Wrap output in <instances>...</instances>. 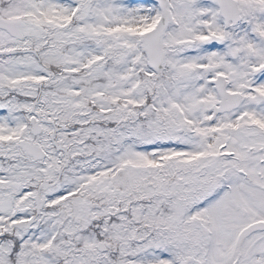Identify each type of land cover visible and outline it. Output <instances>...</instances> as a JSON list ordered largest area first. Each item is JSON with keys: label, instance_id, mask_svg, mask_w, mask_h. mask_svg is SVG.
I'll return each mask as SVG.
<instances>
[{"label": "snow or ice", "instance_id": "6c2138e0", "mask_svg": "<svg viewBox=\"0 0 264 264\" xmlns=\"http://www.w3.org/2000/svg\"><path fill=\"white\" fill-rule=\"evenodd\" d=\"M0 264H264V0H0Z\"/></svg>", "mask_w": 264, "mask_h": 264}]
</instances>
